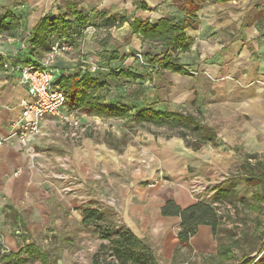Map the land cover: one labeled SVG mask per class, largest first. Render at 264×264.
Here are the masks:
<instances>
[{"label": "crops", "instance_id": "1", "mask_svg": "<svg viewBox=\"0 0 264 264\" xmlns=\"http://www.w3.org/2000/svg\"><path fill=\"white\" fill-rule=\"evenodd\" d=\"M142 3L147 5L146 9L139 8ZM72 4L88 16L87 25L74 19L70 9ZM4 10L20 19L16 34L0 32V54L13 57L16 61L13 63L12 60L13 65L22 67L31 61H43L59 36L49 35L36 43L29 42L28 37L43 16L68 14L73 20L72 32H76L80 24L84 27L80 34H70V50L59 54L54 65L70 73L83 75L89 72L103 84L98 94L106 103H122L129 106L132 113L149 106L156 110L200 115L205 124L216 130L218 145L209 143L194 149L179 134L151 125L141 126L151 133L143 151L129 143L131 136L125 129L104 132L96 140L87 134L82 147L71 145L67 150L49 145L47 132L55 123L78 127L53 116L45 117L41 121V131L23 143L17 135L10 134L12 124L21 117L20 101L27 89L20 82L19 71L0 68V137H8L0 144V258L5 253L20 251L26 244L38 243L33 235L35 228L42 230L57 226L60 218L69 220L76 211L82 222L80 208L83 205H74L72 189L58 187L54 167L49 162L52 157L64 154L73 164L77 160L83 161L81 171L85 178L99 179L112 187L110 194L116 199L115 211L120 223L128 226L156 252L159 264H242L245 252L249 257L258 254L264 247V240L257 239L255 249L258 252H251L250 248L253 236H264L260 219L243 231L242 238H236L223 218L224 224L217 236L225 238L227 244L239 240L241 245L231 247L225 255L219 251L212 226L206 224L198 226L189 246L182 245L181 216L165 215L162 207L169 199L181 208L203 200L190 190L191 163L200 164L205 151L213 152L226 146L221 142L217 128L205 121L208 100L226 97L228 101L219 107L225 115L241 112L264 119V0L201 2L186 30L188 48L171 51L173 63L187 73L170 68L158 71L143 67L136 57L140 50L152 53L157 49L158 52L152 53L157 54L162 45L144 42L139 34L133 33L134 20L157 24L163 17L182 18L183 14L173 0H0V15ZM112 21L120 23L112 25ZM110 35L127 41L120 44V48L113 49L106 38ZM91 59L103 67L97 74H93L90 64H86ZM156 82L162 85V97L150 93L154 96L151 101L141 94V90L145 83L157 86ZM129 90L133 91L130 97ZM192 105L195 111L184 109ZM65 108L80 117L82 126L93 119H119L131 128L136 125H127L126 120L120 118L88 114L67 104ZM230 148L237 151L239 147ZM160 167L166 171L164 179L162 172L155 176ZM158 178L162 180L160 183L149 185L151 180ZM238 205L241 209L250 208L241 203ZM3 243L9 251L4 250ZM20 243L23 245L18 250ZM263 255L264 249L258 258Z\"/></svg>", "mask_w": 264, "mask_h": 264}, {"label": "trees", "instance_id": "2", "mask_svg": "<svg viewBox=\"0 0 264 264\" xmlns=\"http://www.w3.org/2000/svg\"><path fill=\"white\" fill-rule=\"evenodd\" d=\"M203 1L205 0H173L180 13L183 14L182 18L163 17L159 19L157 24L144 23L138 19L134 20L133 33L139 34L144 42H157L162 45L161 52L157 54L149 52L143 54L146 62V64L141 62L143 67L158 71L163 68H170L174 71L187 73L181 66L173 63L171 51L175 49L186 50L188 48L186 30L190 27L191 20L196 16ZM76 7V4L70 6L74 19L87 25L88 16L77 10ZM139 8L146 9L147 5L142 3ZM72 22L73 20L68 18V14H61L58 17L43 16L28 40L36 43L49 35L57 34L60 39L64 38L70 43L68 40L70 34H80L84 27L80 24L77 26L76 32H72L74 30ZM113 22H111L112 25L120 23V21ZM19 27L20 19L11 14L9 10H4L0 15V32L6 31L9 35H14ZM4 60L5 56L0 54V68H4ZM31 62L40 63L41 61ZM13 63H16V61L13 60ZM100 71L92 72L97 74ZM110 72H113V69H110ZM60 83L68 96L67 105L72 109L77 108L82 112L102 117L124 119L127 125L165 127L171 134L182 136L186 144L194 149H200L203 145L209 143L214 146L218 145L216 130L205 124L200 115L156 110L149 106L139 108L132 113L131 108L122 103H106L98 94V90L103 84L96 77L91 76L89 72H85L83 75L80 72L69 73L63 76ZM236 150L242 151L240 148H236ZM243 155L246 160L244 164L245 173L248 175L243 180L253 189L251 199L240 196L239 183L229 179L216 187L213 198L209 202L198 200L186 208H181L173 199L165 202L162 207L163 214L181 216L180 241L182 245L189 246L190 238L196 234L198 226L206 224L212 226L216 233L219 242L218 248L222 254L229 253L233 246L241 247L239 240L227 244L225 238L217 236V233L224 224V215L219 211V204L237 206L241 203L257 213H264V158H260L258 153L243 152ZM250 159H256L257 166L247 162ZM80 212L82 224L87 231H92L101 240L106 241L102 243L100 251L94 254L93 264H159L156 252L128 226L113 219L115 216L113 214V217L111 216L112 211L109 209L98 206L95 201H89L80 208ZM229 232L231 231L229 230ZM246 238L249 239L250 236H246ZM258 238L264 240V236L262 238L253 236L251 252H258L255 249ZM263 249L264 247L254 257H249V253L245 252L241 259L242 264H264V255L258 258ZM23 252L26 253L25 256L22 255ZM57 260L41 244L34 241L26 244L18 252L3 254L0 258V264H34L37 262L39 264H56Z\"/></svg>", "mask_w": 264, "mask_h": 264}, {"label": "rangeland", "instance_id": "3", "mask_svg": "<svg viewBox=\"0 0 264 264\" xmlns=\"http://www.w3.org/2000/svg\"><path fill=\"white\" fill-rule=\"evenodd\" d=\"M106 38L109 40L110 47L113 49L120 48L122 46L120 44H125L127 41L125 39L119 40L115 35H110ZM123 49H126V46ZM139 52L145 54V51L140 50ZM155 52H158L157 49L152 53ZM87 62L86 64L95 62L101 66L95 59H91ZM74 69H76V67H74ZM114 69L118 68L114 67ZM156 85L157 86H150V84L145 83L144 89L141 90V94H145L144 97L151 101L154 96L162 97L160 93L162 85L159 82H156ZM207 87L210 88V85L207 84ZM132 92L133 91L130 90L128 91L129 97ZM150 93H154L155 95L151 96ZM146 100L147 99H145V101ZM225 101H228L226 97L208 100L206 104L208 108L206 112L208 113L204 118L205 121L207 120L209 124L217 128L221 142L226 144V146L213 152L211 150L210 152L205 151L202 155V162L200 164L191 163L189 168V186L192 194L200 196V198L207 202L211 201L212 190L229 179L239 183L238 190L240 196L251 199L253 189L243 180L244 177L248 176L245 173L246 168L244 164L246 160L243 157V152L258 153L260 158H264V119L255 115H245L241 112L225 115L223 110L219 108ZM210 102H214L213 105H208ZM139 104H142V101H140ZM168 107L169 106H167V108ZM184 109L190 111L196 110L194 105H192V107L188 106V108L184 107ZM123 129L130 133L131 138L129 143H133L136 148L143 151L148 139L151 138V133L146 128L137 125H134L132 128L126 127L124 121L119 119H93L84 126L81 124L78 128H69L55 123V126L47 132L46 142H51L49 145L55 147L59 146L60 148L68 150V148H71V145L82 147L83 140L87 134L91 135L92 140H96L99 139L100 136L102 137L104 132L122 131ZM232 146H238L242 151H234L230 148ZM67 156L68 155L64 154L49 159V162L54 167V177L58 180V187H62V190L66 188L73 190L72 198L75 206L84 205L91 199L95 201L98 206L112 211L111 216L113 214V216H115L113 219L120 223V219L115 211V206L117 204L116 199L110 194L112 187L100 182L101 180L99 179L85 178L83 175L84 173L81 171L83 170V161L80 160L79 162V160H77L73 164L68 161ZM212 157L214 160H212ZM247 162L257 166L256 159H250V161ZM160 172H162L161 176H163L162 179H164L166 171L162 167L156 170L155 176L160 175ZM158 179L162 181L161 178ZM155 180L156 179L151 180V182ZM159 181L156 182L155 185L160 183ZM96 197L97 199H95ZM72 198H69L71 199L70 201H72ZM219 209L220 213L225 217L224 220L226 224L228 223L236 238H242L243 231L257 224L259 222L258 219H260V223L264 229V214L257 215L251 208L241 209L232 204H220ZM78 214V211H76L73 218L69 220L60 218L58 221L59 225L57 226H47L42 230L35 228L33 234L34 239L46 250L57 256L58 260L56 264H93L94 254L100 251L102 243L106 242L101 240L97 234H94L92 231H87ZM22 245L21 243L19 244L20 247L18 250ZM3 247L9 251L6 244L3 243ZM18 250L16 249V251ZM34 264H39V262Z\"/></svg>", "mask_w": 264, "mask_h": 264}, {"label": "built area", "instance_id": "4", "mask_svg": "<svg viewBox=\"0 0 264 264\" xmlns=\"http://www.w3.org/2000/svg\"><path fill=\"white\" fill-rule=\"evenodd\" d=\"M71 44L64 38L56 41L47 54V57L40 63L29 62L20 67L13 65L11 56H5L4 68L20 72V82L26 86L27 93L20 101L21 117L12 124L11 136L17 135L23 143H26L29 136L38 134L41 131V121L47 116H53L66 124L76 127L81 125L80 117L68 112L65 108L68 96L61 86L63 76L70 73L69 70L62 69L54 65L57 56L68 52ZM136 57L146 64L145 57L141 52L136 53ZM93 72L103 68L95 62L90 63ZM8 137H0V144ZM150 182V186H155L156 182ZM1 238V235H0ZM5 250V248H4Z\"/></svg>", "mask_w": 264, "mask_h": 264}]
</instances>
